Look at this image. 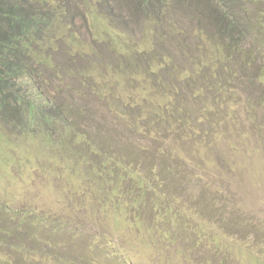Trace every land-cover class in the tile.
Wrapping results in <instances>:
<instances>
[{
	"label": "trees",
	"instance_id": "obj_1",
	"mask_svg": "<svg viewBox=\"0 0 264 264\" xmlns=\"http://www.w3.org/2000/svg\"><path fill=\"white\" fill-rule=\"evenodd\" d=\"M53 2L39 12L32 2L1 0L0 264H164L166 255L179 264L188 258L179 235L194 228L193 216L167 183V170L147 175L133 152L83 129L71 96L92 90L124 129L153 134L157 147L174 156L176 139L164 138L193 118L198 128L208 121L222 135L216 141L234 144L229 129L240 116L245 124L264 125V0H131L127 11L142 21L139 32L121 30L101 10L110 0H80L112 60L99 61L101 72L94 75L81 71L80 86L66 91L69 101L50 84L60 74L51 56L60 47L72 60L96 51L68 0ZM178 16L189 22L187 29ZM168 41L193 45L192 66L179 64ZM239 75L262 88L242 109L230 106L240 84L231 81ZM37 78L48 88H39ZM181 85L198 93L199 105ZM208 89L230 102L210 107ZM197 142L200 160L211 163L206 138L201 134ZM42 184L62 195L55 209L18 200L21 190Z\"/></svg>",
	"mask_w": 264,
	"mask_h": 264
},
{
	"label": "rangeland",
	"instance_id": "obj_2",
	"mask_svg": "<svg viewBox=\"0 0 264 264\" xmlns=\"http://www.w3.org/2000/svg\"><path fill=\"white\" fill-rule=\"evenodd\" d=\"M25 1L26 3L20 0L21 6L32 2L39 12L47 11V8L54 6L53 0ZM79 1L68 0L69 8L79 22L82 35L93 45L96 54L92 56L93 58L72 60L64 48L60 47L51 56L60 74L51 76L50 84L55 90L64 91L63 96L67 101L70 99L66 91L80 86L81 71L94 75L96 72H101L99 61L108 63L112 60L106 39L90 25L91 19H87ZM130 1L110 0L109 5L101 3V10L110 12L112 19L121 30L139 32L142 21L128 14ZM45 5L48 7L45 8ZM178 18L186 29L190 26L187 20L181 16ZM92 31L96 33L92 34ZM170 42L172 41L166 44L175 49L179 64L192 66L191 57L197 56L193 45L190 43L188 46L181 44L182 42L174 45ZM92 80L99 84L95 77ZM236 80L240 84L237 96L231 101L230 106L235 105L242 109L262 94V88L259 83L249 82L243 75L232 80L231 84L235 86ZM37 82L39 88H48V83L39 84V78ZM86 85L87 83L84 86ZM189 85L192 86L191 82ZM88 88L86 86V89ZM179 89H182L191 104L199 105L198 93L193 92L192 87L184 88L181 85ZM83 91L85 92L83 97H77L75 94L71 96V99L75 100L72 102L74 107L81 112L80 126L95 135L113 138L112 143L120 150L133 152L143 173L148 175L149 170L156 173L163 168L166 169L168 176L165 178L171 190L184 208L192 214L191 224L194 228L190 229V232L182 230L179 235L178 244L188 255L187 259L179 260V264H264V125L262 122L245 124L240 116L233 128L229 129L231 138L237 136L234 144H230L215 140H220L222 135H217L208 121L201 122L198 128L196 125L200 120L193 118L190 126L185 128L179 126L176 132L172 134L168 132L164 138L166 142L176 139V143L170 144V148L179 152L178 156H174L165 146L157 147L160 142L153 134L147 135L141 129L137 131L124 129L120 120L108 110L103 99L98 98L92 90ZM218 94L213 89H208L206 104L210 107L214 105L223 107L224 103L230 102L226 98L215 97ZM58 95L60 97V94ZM259 114L264 116V105L259 109ZM201 134L203 140L206 138L211 149L212 162L207 165L202 163L197 152L199 144L197 136L199 138ZM130 146H136L137 149H130ZM27 176L25 175L24 179H27ZM27 180L34 182L37 177L32 176ZM18 197L20 202L29 201L40 209H55L62 195L56 194L53 184L50 188H44L42 184L21 190ZM161 260L164 264L165 262L176 264L167 255ZM158 262L151 261L150 264H159Z\"/></svg>",
	"mask_w": 264,
	"mask_h": 264
}]
</instances>
